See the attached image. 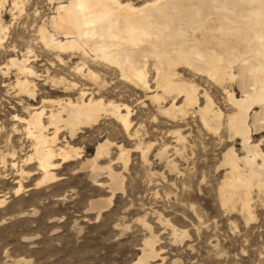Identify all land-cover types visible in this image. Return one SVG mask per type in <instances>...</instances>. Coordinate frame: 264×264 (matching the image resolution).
Returning a JSON list of instances; mask_svg holds the SVG:
<instances>
[{"label": "rangeland", "instance_id": "1", "mask_svg": "<svg viewBox=\"0 0 264 264\" xmlns=\"http://www.w3.org/2000/svg\"><path fill=\"white\" fill-rule=\"evenodd\" d=\"M11 4L13 0L0 5V17L8 27L0 41V149L15 152L7 163H0V264H136L146 240L152 238L158 256L150 259L151 264H264V193L252 191L253 217L241 206L223 207L219 198L229 172L221 166L222 155L231 145L241 153V141L230 140L226 122L213 133L197 115L179 124L159 115L145 93L128 88L118 80V73L105 75L106 92L116 102L130 105L133 128H138L142 140L126 136L116 120L102 116L100 122L69 140L78 148L79 157L60 161L53 169L58 178L35 186L41 171L34 160L23 161L31 154L32 141L20 130L24 124L15 116L26 117L28 108L40 105L44 98H62L63 89L52 78L73 79L71 70L79 61L64 55L68 64H60L55 52L44 49L37 36L38 27L49 24L56 14L57 0H23L21 14ZM27 49L34 52L29 65L38 73L29 77L36 85L34 102L18 96L13 85L17 70L10 63L15 56L22 59ZM195 79L206 86L216 107L225 114L232 112L224 89ZM232 88L242 95L237 87ZM178 130L188 137L185 145L175 144ZM261 133L253 134V141L264 138ZM106 139L113 144L110 155L98 162L110 163L125 183L98 217L90 203L110 196L107 172L97 177L105 186L97 184L88 169L79 168V162L93 156L97 144ZM140 145L144 150L150 147L147 160ZM260 148L264 152V141ZM121 149L130 152L127 168L119 159ZM19 182L23 188L15 192Z\"/></svg>", "mask_w": 264, "mask_h": 264}, {"label": "bare ground", "instance_id": "2", "mask_svg": "<svg viewBox=\"0 0 264 264\" xmlns=\"http://www.w3.org/2000/svg\"><path fill=\"white\" fill-rule=\"evenodd\" d=\"M6 2L0 0V5ZM22 4L23 0H13L11 5L21 14L25 10ZM7 28L0 17V41ZM37 31L44 49L55 52L60 64H68L64 55L79 62L72 67L73 79L52 78L51 82L63 89L62 98H44L40 105L27 107L26 117L15 116L24 124L20 130L32 141L31 154L23 161L34 160L41 171L35 186L56 180L58 175L53 169L60 161L79 157L78 148L69 140H74L83 128L95 125L102 116L116 120L126 136L142 140L138 128H133L130 105L116 102L106 92L105 75L118 73V80L145 93L158 114L174 122H185L197 115L202 126L213 133H218L226 122L230 140L241 141V153L231 145L222 155L221 166L229 172L219 198L223 207L231 210L241 206L253 217L252 191L264 193V152L260 148L264 138L252 139L253 134L264 132V0H57L56 14ZM11 48L16 50L15 46ZM32 53L33 50L26 51L22 59L12 57L10 63L17 70L13 85L18 96L34 102L36 85L29 77L38 73L29 65ZM195 77L224 89L232 112L225 114L216 107L206 86H201ZM232 87L242 95L238 96ZM182 132H175V144L178 141L185 145L188 140ZM61 140L65 143L61 144ZM111 145L109 139L99 142L95 154L79 162V168L88 169L90 179L97 184L104 185L97 177L103 170L107 172L110 196L90 203L98 217L114 193L124 190L123 175L115 172L110 163L98 162L110 155ZM149 149H143L145 160ZM120 152L119 159L126 167L130 152ZM14 153L0 149V163H7ZM18 185L15 192L23 188L21 182ZM155 242L154 238L146 240L136 264H151L150 259L158 256Z\"/></svg>", "mask_w": 264, "mask_h": 264}]
</instances>
